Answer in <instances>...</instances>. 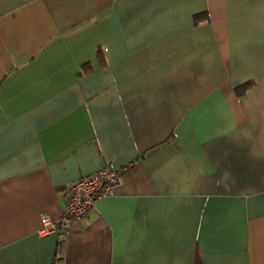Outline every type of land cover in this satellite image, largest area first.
<instances>
[{"label":"crops","instance_id":"obj_1","mask_svg":"<svg viewBox=\"0 0 264 264\" xmlns=\"http://www.w3.org/2000/svg\"><path fill=\"white\" fill-rule=\"evenodd\" d=\"M0 264H264V0H0Z\"/></svg>","mask_w":264,"mask_h":264},{"label":"built area","instance_id":"obj_2","mask_svg":"<svg viewBox=\"0 0 264 264\" xmlns=\"http://www.w3.org/2000/svg\"><path fill=\"white\" fill-rule=\"evenodd\" d=\"M120 179L119 171L103 167L96 173L73 182L67 192L61 220L53 223L48 216L42 215L39 233L50 234L60 228L67 231L71 221L83 220L98 201L112 195Z\"/></svg>","mask_w":264,"mask_h":264}]
</instances>
